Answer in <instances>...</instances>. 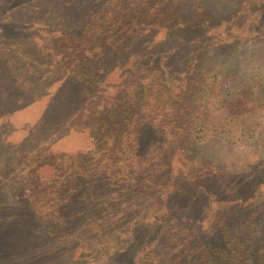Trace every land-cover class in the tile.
<instances>
[{
  "label": "trees",
  "instance_id": "16d2710c",
  "mask_svg": "<svg viewBox=\"0 0 264 264\" xmlns=\"http://www.w3.org/2000/svg\"><path fill=\"white\" fill-rule=\"evenodd\" d=\"M96 103L124 123L121 140L91 122ZM180 104L191 130L163 120ZM259 110L264 0H0V264H264V172L229 182L177 144L193 131L243 149L263 130ZM73 132L88 133L85 148L57 153ZM176 161L194 165L183 208L155 191ZM203 219L205 233L191 223ZM228 222L260 228L242 262Z\"/></svg>",
  "mask_w": 264,
  "mask_h": 264
},
{
  "label": "rangeland",
  "instance_id": "374dc122",
  "mask_svg": "<svg viewBox=\"0 0 264 264\" xmlns=\"http://www.w3.org/2000/svg\"><path fill=\"white\" fill-rule=\"evenodd\" d=\"M6 13V11L4 12ZM16 13V11L14 12L13 8H9L7 14H4L5 18H8L9 15ZM250 97V102L252 103V105H255L257 108H259L258 103L255 101V97L254 96H249ZM42 103L38 104L36 106L35 109H33L32 111H30L28 114H30L31 118H24L20 117L19 118V123H21L23 125V123L27 120H32L33 118H35V114L38 111V109L42 108ZM97 105H99L98 103L96 104H92L89 108L92 112L91 114V122L94 123V121L96 120L102 127L104 128V130H108L110 132H116L118 131L119 135H120V140H121V135L123 133V125L124 123L122 122V126L115 127V122L111 121L110 119H106L104 120V115L101 114V108L97 107ZM43 110V108H42ZM41 110V111H42ZM135 111V109H134ZM260 111V110H259ZM260 112H262V120L261 125L263 127L262 132L258 135V137H256L255 139L251 140L248 145L245 146V148H239L237 150L234 151H229V149L225 146H219L217 144V142H211V139L208 138L207 141L208 142H203L201 141V137H202V133H195V136H190L192 134V132L190 133V131L188 132V134H184L181 135L180 137H178V142L177 144H179V142L182 144V146H184L185 149H190V150H194V151H202L204 152V157H202L203 160L207 161L209 158H212L213 160V164L214 165H218L216 169L221 170L222 172H224V174L221 172V175L225 178H228L229 182H234L237 184H241L244 183V185H251L250 182H252L253 184H256L257 182H261L260 177H262V175L260 176V173L264 172V110H261ZM22 115V114H21ZM27 115V114H26ZM204 116V117H203ZM203 117V118H202ZM209 117V114L206 113L205 115L201 116V121L206 124V120ZM94 118V119H93ZM122 119V114L119 113V118L118 121L120 122ZM163 120L165 123L169 124V123H173L174 126L177 125H184V124H189L190 125V130L191 125H195V123H198V121L196 120V116L193 117V115L189 112H187L186 110V106H184L183 104H180L177 108V113L173 116L170 117V115L165 114L163 117ZM127 124V123H125ZM117 133V132H116ZM25 132L23 133H15L13 135V140L15 142L21 141L24 136H25ZM72 138L74 139L73 142L74 144L71 145V143L65 144L63 143H59L57 145V147L55 148L57 153H65V152H76V150H81L78 148H85L86 146V140H87V136L88 133L84 132V133H78V132H73L72 133ZM86 139V140H85ZM61 144V145H60ZM72 147H75L73 149H71ZM224 147V148H223ZM117 148L120 150H122V146L119 143L118 137L115 138V142L113 143V149ZM88 151V150H87ZM187 159V158H186ZM183 161V159L181 160ZM181 161L178 162H173V178L171 176V178L169 180H166V182H163L164 185V189H158L155 190L157 193H161L164 195L165 197L169 198V202L170 203H174L176 202L177 204H179L181 206V208L184 207V204L186 203L187 200V192L188 190H190L191 188V184H192V179H187L185 178L187 181H182V175H191L190 172L187 170L189 168H192L193 171V166H188L187 164L184 165V168H182V164ZM212 164V165H213ZM215 168V167H214ZM195 170V169H194ZM207 172V171H206ZM206 172H204V174H206ZM196 173V171L194 172ZM182 174V175H181ZM172 175V174H171ZM194 175V174H193ZM210 177L214 176L213 174V170L210 171V174H208ZM196 176V175H194ZM194 176H192L194 178ZM259 176V177H258ZM181 177V178H180ZM180 179V180H179ZM141 211L144 213L146 212L145 209V204L143 205V208L141 209ZM240 212V211H239ZM247 214H251V208L242 210L241 215L244 218L248 217ZM201 215H203V217H205V213H201ZM153 218H150V221H152ZM197 219L202 220L201 217H198ZM206 219V217L204 218ZM203 219V220H204ZM193 224L194 228H199L202 232L201 233H205L206 230L210 229V227L212 226V224L209 221H202L200 224L199 222L196 221H192L191 222ZM226 227H230V237L232 238V240L234 239L236 242L233 243V247H237V251L239 252V256H241V262L244 261V254H245V247H249L250 245L252 246V241L256 240L257 237H259V231L260 228H258L257 226V222L255 223H251L250 226H245L242 228L239 225V222H228V226ZM241 228V229H240ZM228 229V228H227ZM204 242H206L205 240H202V243L204 244ZM228 242V241H227ZM245 243V245H242L241 243ZM201 243V244H202ZM23 244V243H22ZM220 244L224 245L225 241L221 242ZM203 249H207V248H203ZM207 250H209V258L214 260L215 262L219 260V254L218 248H208ZM159 251H162V248L159 249ZM229 255V254H228ZM243 257V258H242ZM139 261H137L135 259V263L133 262V264H142L140 262L141 258L138 259Z\"/></svg>",
  "mask_w": 264,
  "mask_h": 264
}]
</instances>
